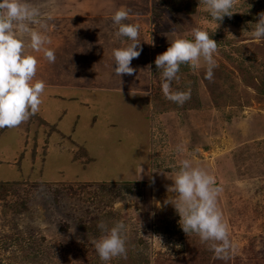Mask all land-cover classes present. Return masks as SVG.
<instances>
[{
    "label": "rangeland",
    "instance_id": "rangeland-1",
    "mask_svg": "<svg viewBox=\"0 0 264 264\" xmlns=\"http://www.w3.org/2000/svg\"><path fill=\"white\" fill-rule=\"evenodd\" d=\"M66 1L38 7L41 19L87 10L90 19L83 22L105 29L93 13L101 8L97 0L90 11L91 0L80 6ZM132 2L139 4L132 3L134 11L152 6L139 34L154 61L150 95L109 93L100 105L89 102L85 113L69 106L72 116L57 125L59 132L36 114L0 134V157L7 161L0 163V264H105L93 243L104 234L97 225L110 228L120 220L127 227V258L107 264H264V39L257 43L251 35L264 0H239L218 28L200 0ZM44 25L38 28L48 37L55 33L54 25ZM194 28L217 41V67L209 81L205 65L197 71L181 66L172 88H190L191 98L180 106L163 95L155 58L175 39H193ZM60 50H53L60 76L63 62L71 67L95 57ZM28 53L39 61L35 79L45 82L54 68L43 53ZM137 64L142 67L141 60ZM45 105L49 111L51 103ZM76 145L91 162L82 152L71 159ZM182 159L208 171L223 189L218 206L235 245L225 259L196 234L187 235L175 208L164 204L173 181L161 171L174 177Z\"/></svg>",
    "mask_w": 264,
    "mask_h": 264
},
{
    "label": "clouds",
    "instance_id": "clouds-1",
    "mask_svg": "<svg viewBox=\"0 0 264 264\" xmlns=\"http://www.w3.org/2000/svg\"><path fill=\"white\" fill-rule=\"evenodd\" d=\"M239 0H200L210 16L220 22L227 16L231 18L233 9ZM42 14L40 9L29 0H0V129H14L27 122L40 111L46 83L36 80L39 61L29 54L28 49L41 52L49 62H55L56 56L46 45L51 43L41 28ZM129 12L124 8L112 16L117 37H124L131 43L124 48L113 50L115 75L132 76L136 69L131 66L133 59L140 57L142 48L138 49L140 25L124 23ZM257 43L264 39V12L258 14V20L251 33ZM218 54V43L206 30L193 29V39L179 38L170 43L165 52L155 58V65L160 72L161 89L169 101L182 106L191 98V89L178 91L172 88L174 81L179 80L182 65L197 71L206 66L205 78L212 81L217 67L215 55ZM176 151L183 153L184 148L178 145ZM180 169L174 177L162 174L173 181L167 185L168 198L165 205L171 204L180 217L179 224L187 234H196L201 242L207 243L217 258L225 259L235 245L230 240L229 228L222 210L218 206V197L222 193L216 179L205 169L193 166L190 159L180 160ZM98 228L104 233L94 241V247L100 259L107 262L114 258H127L128 235L123 220L112 227L103 222Z\"/></svg>",
    "mask_w": 264,
    "mask_h": 264
},
{
    "label": "crops",
    "instance_id": "crops-1",
    "mask_svg": "<svg viewBox=\"0 0 264 264\" xmlns=\"http://www.w3.org/2000/svg\"><path fill=\"white\" fill-rule=\"evenodd\" d=\"M68 1L70 0L66 2ZM97 1L101 4V8L93 13L96 14V19L105 22V29L94 28L84 23L90 19V16L88 17L85 14L87 10H84L82 14L77 13L68 16L64 15L62 17H56V15L51 16L50 14L44 19H41L43 24L47 21L50 23V27H55V33L49 37L51 43L46 45V47H50L55 52L62 49L64 53L66 51L72 53L73 58L86 56V52L95 55L93 60L88 59L87 61V59L83 58L71 67L69 66V62H63L64 66L62 65V68L64 72L62 74L64 76H60L59 69L57 68L60 62L57 61V58L55 62H50V67H53L54 70L51 75H44L47 90L43 95V103L37 115L40 114V117L43 118L45 122L47 121L50 123V127H55L53 131L56 132H59L57 125L59 127L60 123L71 114L67 109L69 106L74 108L77 107V112L79 110V112L85 113L87 108L89 109V102L92 103L91 105L94 107L97 104L100 105V103L106 100V96H108L109 93H116L120 96H126L127 98H129L130 94L134 96L150 95L151 80L156 76L154 70H152L154 61L151 59L152 55H150L149 51L150 45L147 44L146 41L141 43V40H139L140 45H138V49L142 48V53L139 58L133 59L131 64V66L136 69V73L132 76L123 75L120 78L115 75L114 71L115 61L113 50L127 47L131 41L127 38L116 36L115 33L118 30V26L113 24L112 16L117 10L124 8L129 12V18L124 21V23L139 24L140 28H143L148 26L150 21V7H152L150 6V2H148L150 7L144 9V11H141L138 7L137 10L134 11L132 8L133 5L139 4L137 2H132L133 0H130L131 4L129 6H126L122 2L117 3V0ZM33 2H35L37 7L42 9L46 6L56 4L54 0H33ZM95 2V0H91L89 2L90 4H87L88 11H90L89 6ZM71 3H74L75 6L77 4L80 6V0H71ZM81 4L86 5L83 1H81ZM76 20H82V25L79 26ZM52 25H54V27ZM35 27L40 30L38 25H35ZM39 53H43V51ZM140 60L142 61L141 68L139 64H137ZM68 69H71L70 72H68ZM69 73L76 74L78 79H71V74ZM152 75L154 77H152ZM47 102L51 103L49 111L45 107V103ZM70 111L73 113V110ZM41 114H43V116H41ZM76 119H79V115H76ZM93 123L94 122H91L90 127H93ZM3 130L4 129H0V134ZM67 132L69 133V131L65 133ZM71 133H76L75 128H72ZM61 136L65 138L66 135L62 133ZM68 137L69 139L71 138L70 136ZM76 146L78 150L79 147L78 145ZM77 150H75V152ZM74 155H72L71 158L73 161H75ZM78 159H80V157ZM2 162L7 161L0 157V163ZM138 174H140V172H138Z\"/></svg>",
    "mask_w": 264,
    "mask_h": 264
},
{
    "label": "trees",
    "instance_id": "trees-1",
    "mask_svg": "<svg viewBox=\"0 0 264 264\" xmlns=\"http://www.w3.org/2000/svg\"><path fill=\"white\" fill-rule=\"evenodd\" d=\"M190 11H194V7L190 8L189 9ZM40 122H44V120H42L41 118L39 119ZM54 128V127H53ZM78 152H82L84 153L86 156H87V152H86V149L84 147H79L78 150L76 151V154L74 155V159H78L79 158V153ZM88 161L91 160V158L89 156H87L86 158Z\"/></svg>",
    "mask_w": 264,
    "mask_h": 264
}]
</instances>
